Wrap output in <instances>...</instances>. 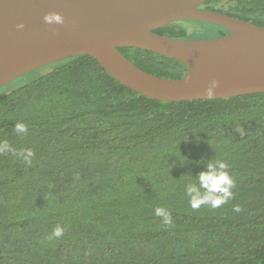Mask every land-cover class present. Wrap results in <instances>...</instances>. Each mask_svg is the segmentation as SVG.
<instances>
[{"label":"trees","instance_id":"obj_1","mask_svg":"<svg viewBox=\"0 0 264 264\" xmlns=\"http://www.w3.org/2000/svg\"><path fill=\"white\" fill-rule=\"evenodd\" d=\"M198 7L264 26V0ZM211 24L210 37L230 32ZM153 31L188 33L172 22ZM117 49L158 76L187 70L151 51ZM44 67L0 97V140L34 152L30 165L0 154V264H264V92L161 101L87 54ZM217 159L228 164L234 198L192 209L185 185Z\"/></svg>","mask_w":264,"mask_h":264},{"label":"water","instance_id":"obj_2","mask_svg":"<svg viewBox=\"0 0 264 264\" xmlns=\"http://www.w3.org/2000/svg\"><path fill=\"white\" fill-rule=\"evenodd\" d=\"M203 1L0 0V87L32 69L87 54L121 84L161 101L264 92V26L198 7ZM53 12L62 23L44 20ZM180 19L219 24L230 32L178 39L153 31ZM118 46L174 58L187 70L178 78L152 74Z\"/></svg>","mask_w":264,"mask_h":264},{"label":"clouds","instance_id":"obj_3","mask_svg":"<svg viewBox=\"0 0 264 264\" xmlns=\"http://www.w3.org/2000/svg\"><path fill=\"white\" fill-rule=\"evenodd\" d=\"M44 20L49 23L53 21L57 23L63 22L61 15L54 12L45 14ZM212 83L215 84V81ZM206 91L211 93V88L206 89ZM14 131L19 135H23L27 133L28 128L23 122H15ZM9 152L21 157L29 165L32 163L34 152L31 148L17 151L6 139L0 140V154ZM234 187L235 182L229 174L228 164L223 160L217 159L208 163L206 170L201 171L196 177L195 183L186 184L184 192L192 209H199L202 206L215 209L227 204L234 198ZM233 210L235 212L241 211L239 205H235ZM155 214L163 218L165 225L172 223L171 214L165 209L157 207ZM64 231V228L57 226L53 229L52 237L60 238Z\"/></svg>","mask_w":264,"mask_h":264},{"label":"rangeland","instance_id":"obj_4","mask_svg":"<svg viewBox=\"0 0 264 264\" xmlns=\"http://www.w3.org/2000/svg\"><path fill=\"white\" fill-rule=\"evenodd\" d=\"M174 27L185 28L187 30V35L184 39H204L211 38L214 34L213 25L209 22L196 20V19H180L172 21ZM49 64V63H48ZM45 70L44 65L38 68L32 69L14 79L5 83L0 87V97L10 91L13 88L24 85L28 80L33 78L39 73Z\"/></svg>","mask_w":264,"mask_h":264}]
</instances>
